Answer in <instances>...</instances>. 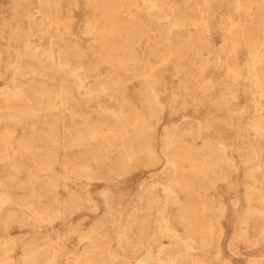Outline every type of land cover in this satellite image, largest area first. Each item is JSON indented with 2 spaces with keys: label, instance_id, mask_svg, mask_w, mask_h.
Listing matches in <instances>:
<instances>
[{
  "label": "bare ground",
  "instance_id": "bare-ground-1",
  "mask_svg": "<svg viewBox=\"0 0 264 264\" xmlns=\"http://www.w3.org/2000/svg\"><path fill=\"white\" fill-rule=\"evenodd\" d=\"M85 1L94 17L86 20L80 33L93 40L91 54L105 67L104 75L98 64L84 60L87 53L79 44L66 43L59 34L52 36V29L60 32L73 23L71 16L62 17V0L40 1V15L30 33L18 28L6 36L0 29V39L22 42L28 50L20 56L15 51L20 57L18 77L27 81L13 79V87L21 88L15 95L30 106L23 119L0 109V264H59L57 247H69L74 237L86 246L76 256L67 255L63 264H207L208 254L219 259L225 209L219 204L212 210L208 194L226 179L224 166L240 171L222 139L230 133L244 143L247 168L242 197L248 205L230 249L234 255L241 247L250 254L259 249L264 225L253 235L248 224L255 216L264 221V210L252 208L255 201L264 206V0L231 1L243 15L225 18L221 27L220 51L227 57L218 70L224 71L226 79L211 80L200 93H189L184 104L202 107L198 118L172 120L161 128L166 110L158 82L162 72L173 58L197 54L203 37L212 36V27L204 22L198 30L193 7L180 8L177 0ZM27 2L13 0L12 4L16 9ZM30 36L47 38L48 43L42 50H33ZM242 50L245 64L240 62ZM201 68L203 73L204 65ZM245 74L250 83L243 89L247 94L240 107L236 84ZM90 79L96 82L88 88ZM135 79L145 83L140 92L143 108L119 91L121 81ZM70 86L87 89L80 96L88 103L108 98L120 107L100 106L95 111L98 118H89L80 110L82 102L68 90ZM218 86L226 87L230 98L220 96ZM58 105L73 120L63 141ZM60 148L84 152L72 164L63 165ZM114 150L122 153L115 176L151 169L138 183L135 205L110 200L109 189L97 191L102 203L91 196L92 186L105 180L103 154ZM60 174L65 182H79L84 195L73 194L67 200L64 184L66 197L61 198ZM171 205L173 215L167 211ZM102 207L104 213L89 229H76L71 222L77 213H99ZM199 213L205 217L201 224ZM118 215L121 220L113 221ZM66 222L70 228L59 227ZM111 223H116L115 243L106 241L104 228ZM44 226L50 232H43ZM21 232L35 235L21 243L1 236ZM247 261L264 264V252Z\"/></svg>",
  "mask_w": 264,
  "mask_h": 264
},
{
  "label": "rangeland",
  "instance_id": "rangeland-1",
  "mask_svg": "<svg viewBox=\"0 0 264 264\" xmlns=\"http://www.w3.org/2000/svg\"><path fill=\"white\" fill-rule=\"evenodd\" d=\"M13 0H0V29H4L6 36H8L11 31L18 28L22 29L24 33H30L33 22L40 15L41 0H26L30 3H21L20 7L16 9L12 4ZM233 0H177L180 8H183L185 5L193 7L194 17L196 20V27L198 30L201 29L202 23L207 22L212 27V36L210 38H204L199 43L198 53H186L182 58H173L171 63L168 64L167 69L162 72L159 79V87L162 91L161 99L166 105V110L164 112V120L161 123V128L164 124L170 121H183L186 118L196 119L203 111V108L199 105H195L190 102V104H184L185 100L190 96L189 93L201 92L202 87L208 85V82L215 80L218 83H221L226 79L224 76L223 70H218L219 65L222 64V61L227 57L225 53L220 51L221 42L223 40L222 36L224 31L221 30V27L224 26L223 20L227 17L239 18L243 15L242 12L235 9V3L231 2ZM256 2H261V0H255ZM188 2V4H187ZM207 2V3H206ZM71 16L73 18L72 24L67 29H61L58 32L56 29L51 30L52 36H57V34L63 36L64 42L69 44H79L81 48L87 53V57L84 60L90 64H98L94 55L91 54V46L93 45V40L82 36L80 30L88 18L94 17V12L86 4L85 0H62V17L66 18ZM68 33V34H67ZM185 35V33H184ZM30 45L33 50H42L44 46L47 45V38H39L36 36H30ZM145 44H143L144 47ZM0 56H1V65H0V109L6 112L18 115V118H24L26 110H28L29 102L27 100L19 99L15 94L21 91L20 89H14L13 79H16L18 83H25L27 80L18 77V64L20 60V55H24L26 50L24 49V44L22 42H8L7 40L0 39ZM7 50L12 52L11 56H8ZM18 51V56L15 53ZM241 64L247 63V57L244 50L240 54ZM23 59H26L24 57ZM222 59V60H220ZM232 63V61H230ZM100 74L104 75L106 69L103 65L98 64ZM204 65V71L201 73V66ZM178 71V72H177ZM245 76H240L236 89L238 94L237 104H240V107L245 105L246 92L244 88H248L250 80L246 79ZM94 79H90L87 83V87H93L95 84ZM122 88L119 90L120 94L126 95L129 99L135 103V106L143 108L141 104L143 101L144 94H141V88L145 86V83L140 81V79L131 80L128 82L121 81ZM21 85V84H20ZM25 85V84H22ZM246 86V87H245ZM188 88V89H187ZM253 89V88H252ZM73 96L80 100L82 104L79 106L80 110L87 114L89 118H98L95 114V111L100 107H110L113 109H118L120 105L115 101L109 100L108 98L99 99V104L95 102L88 103L85 99V96H80V93H86L87 89L77 90L73 86H70L68 89ZM2 91L4 93H2ZM6 92V93H5ZM216 92L224 98H230L229 90L226 87L218 86L216 87ZM92 93H98V91H93ZM188 94V95H187ZM216 95H213L215 97ZM212 98V97H211ZM83 99V100H82ZM120 100V99H119ZM97 102V101H96ZM61 107L57 106V115L63 119L61 125V138L64 140L66 135V127L73 124L70 113L60 109ZM60 112V113H59ZM110 123L112 121H109ZM113 123V122H112ZM12 125V123H10ZM229 128V127H227ZM23 132L22 127L17 126V133L21 135ZM224 143L229 147L230 155L234 158L235 163L238 164L240 171L238 173L234 172L231 168L224 166L226 179L222 182L217 183L216 187L209 192V201L211 203L210 208L212 210L217 209L216 207L219 204H223L225 209V216L223 218V227H224V236L221 242V251L222 254L219 259H215L214 255L208 254V259L206 260L207 264H224L228 262L229 264H248V259L255 258L261 253L264 252V243L261 244L259 249H255L250 254L249 251L241 247L237 255H234L230 249V243L232 241L234 233L238 230V226L242 217L248 211L247 202L243 199V184H244V172L246 171L247 166H245V155L242 151L243 142L239 140L234 134H229L223 136ZM240 148V150L238 149ZM84 150L75 149L65 150L60 148L59 155L60 160L63 165L72 164L76 157L83 154ZM85 155V154H84ZM122 153L121 151H108L103 154V165L101 168L102 176L105 180L102 183H96L92 186L90 190L91 196L96 200H100V197L97 193L98 190L109 189L110 200L114 201L117 199V202H120L123 205L130 204L135 205L138 201L139 187L138 183L147 178L151 169H144L140 171H133L130 175L117 177L115 176V170L117 169V163L120 160ZM264 164V155L262 157ZM25 176V175H24ZM22 176V178H25ZM60 188V197L65 198L66 194L68 197L67 200H71L70 195H84L81 189L80 183L74 181L65 182L63 180V174H60L58 177ZM64 184H67V191L65 194ZM163 198V195L161 196ZM184 198V196H182ZM199 204V199L196 200ZM254 210L263 211L264 206L258 201L253 203ZM167 211L170 215L174 214L175 207L169 206ZM104 213V208L102 207L99 213H91L89 211H83L77 213L72 218L71 222L74 223L76 229H89L96 224L100 219L101 215ZM210 215V214H209ZM204 216L199 213L197 216L198 224H201L204 220ZM121 220V216L118 215L113 218V221L118 222ZM71 225V224H70ZM69 223H61L59 227L70 228ZM249 230L250 233L255 235L263 227L264 221L258 216L253 217L249 221ZM43 232H50L47 227H43ZM108 238L106 241H114L117 239V228L116 223H111L105 226L104 228ZM33 234H23L22 232L13 235L5 234L1 235L5 240H11L14 238L20 239V243L24 242ZM0 240H3L0 238ZM115 243V241L113 242ZM86 243H79L77 238L72 239L70 246H65L62 244L57 247V253L60 258V263L63 264V260L66 259L67 255L76 256L84 247ZM20 249H18L16 258L18 259ZM198 255L200 256L199 252ZM18 264V263H17Z\"/></svg>",
  "mask_w": 264,
  "mask_h": 264
}]
</instances>
